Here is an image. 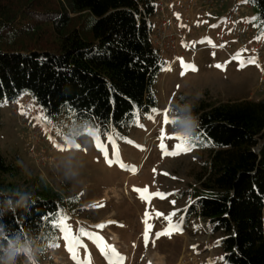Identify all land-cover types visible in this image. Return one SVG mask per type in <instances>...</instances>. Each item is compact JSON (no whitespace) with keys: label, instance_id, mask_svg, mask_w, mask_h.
I'll list each match as a JSON object with an SVG mask.
<instances>
[{"label":"rangeland","instance_id":"374dc122","mask_svg":"<svg viewBox=\"0 0 264 264\" xmlns=\"http://www.w3.org/2000/svg\"><path fill=\"white\" fill-rule=\"evenodd\" d=\"M44 1L60 11L58 0ZM60 1L67 9L69 0ZM160 1L173 5L172 28L167 31L171 36L166 40L172 50L162 55V72L154 87L156 106L135 114L119 132L97 128L106 158L90 135L93 125L76 121L70 124L69 119L60 118L46 123L50 138L45 134L39 137L15 115L11 106L20 114L23 110L19 104L2 101L0 155L15 169L14 176L2 179L7 190L16 194L40 191L43 184L49 186L64 200L62 214L67 216L71 233L79 235L84 229L102 237L122 258V264H224L219 245L222 235L213 233L208 222L199 217H185L194 202L192 190H198L207 177L211 146L205 143L170 155L161 145L173 153L179 143L176 137L189 136L181 128V115H176L180 96L190 106H197L201 100L214 106L264 97V45L258 52L261 56L255 57L264 37H258L253 27V11L246 0L241 4L243 17L238 22L243 33L236 32L227 16L234 0L157 3ZM169 12L166 10L164 15L168 17ZM149 21L154 29L162 18L155 13ZM91 23L87 15L79 19L77 29L81 28L85 41H90ZM50 26V37L56 40L53 23ZM36 29L20 31L19 35H29ZM16 33L5 36L18 42L16 51H46L42 43L29 37L22 43ZM250 58H254L253 63H247ZM32 106L37 107L33 102ZM165 110L171 123H164ZM109 137L115 139L119 161L113 155ZM145 188L147 193L135 190ZM142 195L147 198L142 199ZM172 213L175 215L169 220ZM170 224L176 228L170 230ZM146 227L150 229L147 243ZM166 232L169 234L156 235ZM80 241L82 246L74 259L64 233L56 228L51 239L24 249L14 264H27L30 257L35 258V264H77V260L89 257L91 264H109L117 259L115 255L106 258L87 236H81Z\"/></svg>","mask_w":264,"mask_h":264},{"label":"trees","instance_id":"16d2710c","mask_svg":"<svg viewBox=\"0 0 264 264\" xmlns=\"http://www.w3.org/2000/svg\"><path fill=\"white\" fill-rule=\"evenodd\" d=\"M58 1L60 11L44 0H0V102L27 97L46 123L62 118L119 132L135 114L157 104L154 87L163 60L148 26L157 0H69L67 9ZM246 3L254 29L263 34L264 0ZM85 15L92 22L90 41L77 29ZM12 31L22 43L29 37L46 51H16L18 42L5 39ZM177 105L181 128L185 131L184 121L194 113L197 147L212 148L207 177L192 190L185 217H199L222 235L224 264H264V97L190 106L180 96ZM14 173L0 155V264L9 245L29 250L51 239L56 228L45 218L65 210L63 198L46 184L34 193H10L2 177Z\"/></svg>","mask_w":264,"mask_h":264},{"label":"snow or ice","instance_id":"6c2138e0","mask_svg":"<svg viewBox=\"0 0 264 264\" xmlns=\"http://www.w3.org/2000/svg\"><path fill=\"white\" fill-rule=\"evenodd\" d=\"M259 27L264 28V22H261L259 24ZM253 62H254V58H250L247 61V63H253ZM217 67H219V65H217ZM191 70L194 71L195 69L192 68ZM22 114H24V113H22ZM37 119L42 121V122H44V121L47 120V117H37ZM164 123L165 124L171 123V121L168 119L167 110H165V113H164ZM90 135H92L97 140V146L101 149V151H105V155H106V158H107L106 150L104 149L102 144H100V142H99V135H100L99 130L97 128L90 129ZM109 139H110V141L113 144V155L116 158V160L119 161V150L116 147L115 139L112 138V137H109ZM161 139L162 140L164 139L163 133H162ZM176 139L179 141V143H178V145L176 147V151L173 152V153H168L167 150L164 148L163 144L161 145L162 146V150L165 151V154L177 155L180 152L191 151L194 147L197 146V143L199 141V137H194V136H177ZM108 162H109V164H111L113 161H108ZM121 166L122 167H129L131 171H133V172L135 171V168L132 167V166H126V165H123V164H121ZM135 190L138 191V192L147 193V188H145L143 190H140V189H135ZM157 195H159V194H157ZM141 198L142 199H146L147 197L142 195ZM171 215H175V213H172V214L169 215V220L171 218ZM45 219H48L49 222L52 224V226L54 228H59L64 233V239L67 242L69 251L73 252V258L74 259L76 258V256H75L76 250L80 246H82L81 245V241H80V237L81 236H87L89 239H92L95 243H97V246L101 248V251H102L103 254L106 255V258L109 255H115L117 257L116 260H110L109 264H122V258L119 257V254L115 252L114 248H111L110 246H108V245H106L104 243L102 237H100V236H98V235H96L94 233H91V232H86L84 229L80 230L79 235H73L71 233V229L68 227V225L66 223L67 216H65V215H63V214H61L59 212H56V213L50 214L49 217H46ZM97 227L103 228L104 226L103 225H98ZM175 228H176V225H171L170 224V230L171 229H175ZM149 231H150V229L148 227H146L145 228V234H144L146 243H147V240H148ZM161 234H169V233H167V232L166 233H157L156 235H157V237H159ZM221 259H223V258H221ZM77 264H91L90 257L86 258L84 260H77Z\"/></svg>","mask_w":264,"mask_h":264},{"label":"built area","instance_id":"2783aa9c","mask_svg":"<svg viewBox=\"0 0 264 264\" xmlns=\"http://www.w3.org/2000/svg\"><path fill=\"white\" fill-rule=\"evenodd\" d=\"M243 1L245 0H234L231 8L229 9L228 15H227L228 18L231 19V22L233 26L235 27L237 33H240V32L243 33L240 30L239 25H238L239 20L242 19L243 17L242 8H241V4ZM172 8H173L172 3H168L166 1H160L156 5V13H159L160 18H162L161 24L157 26L156 28H154L155 27L154 26L153 27L154 29H151V26L148 24L149 29H150L149 38L152 44L155 46V48L158 49L161 58L165 52L172 50V46L169 47L168 43L166 42L167 38L171 36V34H167V31L172 28V23H173V19H172L173 9ZM166 10H170L168 17L164 15ZM261 36H263V34H258V37H261ZM242 37H244V35H242ZM263 45H264V40L261 41L260 45L256 48V51H255L256 58H259L261 56L262 53L261 52L258 53V52ZM27 99L29 100V103L27 102ZM30 100L31 99L27 97H22L18 101L15 102L16 104L20 105V107L23 110L22 113L24 114L22 113L16 114V109L13 106H11V108L14 110L15 115L20 118V121L26 124L32 132H35L39 137L44 136L45 134V136L47 135V137L50 138V135L47 134V130H46L47 128H49L48 125L46 124V121L42 122L37 119V117H40L41 115H43L41 109H39L38 107H36V109L32 108L33 101H30Z\"/></svg>","mask_w":264,"mask_h":264},{"label":"clouds","instance_id":"9594fccd","mask_svg":"<svg viewBox=\"0 0 264 264\" xmlns=\"http://www.w3.org/2000/svg\"><path fill=\"white\" fill-rule=\"evenodd\" d=\"M184 123L186 126L185 131L187 132V134L189 136H194L196 134L197 129L199 128L198 117L194 113H192L189 115L187 120L184 121ZM5 251H6V257L3 260L2 264H14L16 258L20 254H22L24 249L17 244H12L9 245L8 249H6ZM27 264H35V258L34 257L28 258Z\"/></svg>","mask_w":264,"mask_h":264},{"label":"crops","instance_id":"0c3cea01","mask_svg":"<svg viewBox=\"0 0 264 264\" xmlns=\"http://www.w3.org/2000/svg\"><path fill=\"white\" fill-rule=\"evenodd\" d=\"M263 36H264V33H263Z\"/></svg>","mask_w":264,"mask_h":264}]
</instances>
